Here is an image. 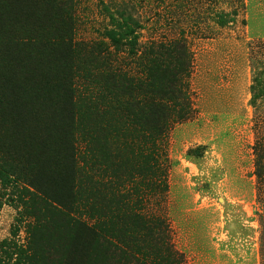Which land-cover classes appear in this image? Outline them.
Returning a JSON list of instances; mask_svg holds the SVG:
<instances>
[{
    "label": "rangeland",
    "instance_id": "rangeland-1",
    "mask_svg": "<svg viewBox=\"0 0 264 264\" xmlns=\"http://www.w3.org/2000/svg\"><path fill=\"white\" fill-rule=\"evenodd\" d=\"M127 208L183 264H264V0H0V264H84Z\"/></svg>",
    "mask_w": 264,
    "mask_h": 264
},
{
    "label": "trees",
    "instance_id": "trees-1",
    "mask_svg": "<svg viewBox=\"0 0 264 264\" xmlns=\"http://www.w3.org/2000/svg\"><path fill=\"white\" fill-rule=\"evenodd\" d=\"M117 81L119 83L123 81L125 89L130 93H142L147 86L144 82L133 78L120 77ZM122 85L120 86L122 87ZM180 94L182 93L179 91L178 99L186 101V98L180 97ZM110 95L118 96L115 92H111ZM129 98L130 101L124 104L127 106L129 123L138 129L137 140L139 143L152 146L155 139L154 132H162V121L156 122L153 118L154 116H161L159 109H163L162 104L157 105V110H151L141 99H134L132 95ZM164 98H166V93L161 95L159 102H162ZM118 105L123 104L118 103ZM186 115L187 113L181 114L178 118L183 119ZM127 215L128 218L125 223H115L113 221L119 219L120 216L116 215L114 211L106 209L104 214L100 216V225L96 234L93 233L92 242L86 245L88 250L93 252V256L88 255L84 264H96L93 259H95V251L98 249L104 255L103 262H101L103 264L184 263L182 255L174 250L171 243L167 240L164 241L169 235V227L165 223L154 218H144L143 215L128 208Z\"/></svg>",
    "mask_w": 264,
    "mask_h": 264
}]
</instances>
